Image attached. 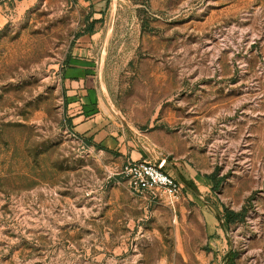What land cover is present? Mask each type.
Wrapping results in <instances>:
<instances>
[{"label": "rangeland", "instance_id": "rangeland-1", "mask_svg": "<svg viewBox=\"0 0 264 264\" xmlns=\"http://www.w3.org/2000/svg\"><path fill=\"white\" fill-rule=\"evenodd\" d=\"M120 4L91 54L105 90L128 124L189 141L215 219L146 206L70 131L59 73L86 7L0 0V264H264V0Z\"/></svg>", "mask_w": 264, "mask_h": 264}, {"label": "crops", "instance_id": "crops-1", "mask_svg": "<svg viewBox=\"0 0 264 264\" xmlns=\"http://www.w3.org/2000/svg\"><path fill=\"white\" fill-rule=\"evenodd\" d=\"M130 1L137 4L145 2ZM77 2L81 6L84 5L87 15L91 14V19L95 20L105 17L107 12L113 17L117 7L121 6L120 0ZM137 4H134V7H141ZM97 24L100 23L95 22L91 33L82 34L77 38L69 52L67 65L62 66L59 73L63 112L70 131L85 147L113 155L115 166L141 160L161 164L165 172L173 175L183 185L181 198L175 204V206L178 204L177 209L183 212L187 209L186 204L191 202L200 211L203 208L211 213L214 218L210 206L206 209L204 205H200L205 202L203 200L205 195L201 194L203 193L201 189L208 190L204 182L210 177L207 172H200L194 163L196 153L189 141L182 135L168 132L159 126L141 129L130 125L115 108L100 78L103 57L98 64L91 58L94 52L93 44L99 37ZM109 34L108 30L105 39ZM182 180L191 182L193 189L186 187ZM195 185L198 193L195 191ZM139 199L149 207L158 204L148 195Z\"/></svg>", "mask_w": 264, "mask_h": 264}, {"label": "built area", "instance_id": "built-area-1", "mask_svg": "<svg viewBox=\"0 0 264 264\" xmlns=\"http://www.w3.org/2000/svg\"><path fill=\"white\" fill-rule=\"evenodd\" d=\"M125 182L126 190L134 197L161 198L172 208L180 200L183 185L173 175L165 172L161 164L150 161H128L117 172Z\"/></svg>", "mask_w": 264, "mask_h": 264}, {"label": "trees", "instance_id": "trees-1", "mask_svg": "<svg viewBox=\"0 0 264 264\" xmlns=\"http://www.w3.org/2000/svg\"><path fill=\"white\" fill-rule=\"evenodd\" d=\"M101 20H102V17L98 20H95V19H91V14L87 15L84 19L85 27L83 31L81 32V34H78V37L82 34L91 33L95 22H98ZM182 181L186 185V187L193 189V185L191 182H187L185 180H182ZM224 215L226 217V221H233L238 216V214L232 211H228V210L224 211Z\"/></svg>", "mask_w": 264, "mask_h": 264}, {"label": "bare ground", "instance_id": "bare-ground-1", "mask_svg": "<svg viewBox=\"0 0 264 264\" xmlns=\"http://www.w3.org/2000/svg\"><path fill=\"white\" fill-rule=\"evenodd\" d=\"M115 16V15H114Z\"/></svg>", "mask_w": 264, "mask_h": 264}]
</instances>
